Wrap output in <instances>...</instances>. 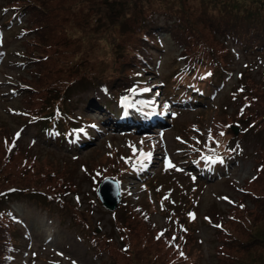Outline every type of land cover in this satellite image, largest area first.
Here are the masks:
<instances>
[{
    "label": "rangeland",
    "instance_id": "374dc122",
    "mask_svg": "<svg viewBox=\"0 0 264 264\" xmlns=\"http://www.w3.org/2000/svg\"><path fill=\"white\" fill-rule=\"evenodd\" d=\"M5 1L0 0V9ZM156 1L10 2L23 3V10L29 3L31 7L13 25H0V195L10 188L34 187L44 194L55 193L68 205L73 200L87 212L78 227L70 218L65 221L70 217L67 209L61 216L55 204L45 207L12 198L11 193L0 205V264H140L146 253L161 258L162 264H217L214 253L222 251L247 261L237 253V245L264 234V199L260 198L264 173L249 183L257 165H264L263 58L257 62L255 56L238 55L227 42L209 33L205 37L209 45H195L180 57L182 49L159 32L161 47L148 50L147 56L154 67L162 63L161 73L174 68L212 73L219 91L213 106L178 114L175 127L170 126L163 136L151 129L147 118L141 119L145 105L152 107L150 98L157 105L165 104L157 88L147 93L135 86L123 91L127 108L112 122L113 129H107L108 117L101 111L88 113L91 106L83 111L73 106L66 109L60 97L47 110L39 108L52 91L64 93L69 104L76 103L69 94L87 67L85 58L96 68L92 74H100L103 66L110 83L121 77V86L128 84L127 72L134 60L112 54L111 42L122 40V26L129 24L134 11L144 14ZM189 2L199 4V0ZM204 3L219 5L217 0ZM231 4L233 10L227 8V13L237 21L262 13L257 0ZM3 17L0 14V23ZM138 74L146 85L158 81L154 74L144 75L140 70ZM74 98L78 101L79 95ZM55 108L76 121L59 118L58 125L41 132L47 135L45 139H39L40 131L34 127L43 120L33 118ZM24 119L31 132L21 130ZM254 119L257 123L250 125ZM215 123L219 126L210 128L205 137L197 132ZM75 126L79 132L72 143ZM11 141L18 145L11 147ZM220 143L229 147L224 149L226 155L237 147L239 157L215 173L220 178L205 182L204 191L198 190L200 185H183L191 178L181 173L186 165L179 163L176 147L192 155L213 145L210 154L219 157ZM107 177L121 191L114 212L107 211L94 195ZM7 209L10 212H4ZM262 251L263 256L260 252L256 259H264Z\"/></svg>",
    "mask_w": 264,
    "mask_h": 264
},
{
    "label": "trees",
    "instance_id": "16d2710c",
    "mask_svg": "<svg viewBox=\"0 0 264 264\" xmlns=\"http://www.w3.org/2000/svg\"><path fill=\"white\" fill-rule=\"evenodd\" d=\"M12 1L17 0H10L9 2L8 0H6V3L1 6L0 14H2V16H6L3 17V20L0 23L1 26L13 25V21H17L18 19L23 17L24 13L28 12V8L31 7L29 3L26 5V9L23 10V3L15 2L14 4H10V2ZM217 1H219V5L213 4L211 7H208L204 3V0H199L198 6L190 3L189 0H157L152 6L149 7V10L144 14L134 11L133 17L129 19V24H123L122 26V33L124 35L122 40L111 42L115 47L113 50H111L112 54L113 52L119 53L121 57L130 56L134 60L133 64L130 66L127 72L129 83L121 86L122 82L119 81L121 77H118V79L117 77H114V82L110 83V74L105 72L103 66L99 68L100 74H92L96 68H91L89 63L86 62L87 58H85L84 64H87V67L81 70L79 78L77 79V83L80 80L81 82L79 83V85L76 83L73 86L69 97H71L74 102H77L82 107L91 106L93 107L92 109H98L100 111L111 110L112 101L110 99L118 102L119 97L117 96L120 93L121 89L131 88L133 86L131 75H135L139 70L146 68L145 62L141 59V55L144 54L142 49H146V45L145 43H143V40H146L147 43L150 42L148 46L151 45L153 47H158L159 45L157 43V40L155 39L156 35L160 31L168 32L167 29L174 32L172 37L175 39V41L180 42L183 45L184 43L187 44L186 52L190 51V49L192 47H195V45H209L207 39L205 38L206 34L209 33L208 35L220 38L221 40L229 43L230 47H235L237 52L244 54V56L253 55L255 57L260 56L261 58H263L264 0H257V7H260L262 13L254 12L252 14V17H248L244 21L234 20V18L227 13V8L233 10V6L231 3H236L237 0ZM261 4L263 5L260 6ZM5 6H11L12 8L8 11H5ZM142 17H145L147 19L143 21L141 20ZM147 32L149 33L147 34ZM136 53L138 54L137 57ZM211 54L215 55V57L217 58L216 53L211 52ZM184 59L186 60L185 57ZM89 61L91 62V59ZM112 73L113 75H115L116 70L114 69ZM76 86H79L80 90H74ZM141 87L146 89L145 85H141ZM241 88L245 89L244 86H241ZM77 94L79 95L78 101L74 98V96ZM207 94L208 91H204V95ZM59 97L62 99L61 103L66 109L70 108V106L73 105L69 104L70 98H67L65 100L64 93L60 96V92L52 91V93L42 101L39 108L45 106L47 110ZM83 109L86 108H81L82 111ZM257 111V109L254 110L253 114H256ZM59 118L65 120L67 119V116H65L60 108H55L54 112L48 113L46 116H44V114H39L33 119L37 121L43 120L42 123L45 124L40 130L42 132L44 129H48L50 127V125L46 123L47 121L58 125ZM68 118L73 121L76 120V118L72 116H68ZM27 123L28 122L26 121V119H24L23 125L25 126L27 125ZM255 123H257V120L254 119L250 125H253ZM241 134L243 133L241 132ZM256 169L257 173L249 183L258 181L262 177V174L264 173V165L259 164L257 165ZM22 189L25 191L23 192L20 189V192L14 191L12 198H18L22 196L21 194H23L28 198L30 202L36 203L38 205L50 207L51 203L55 204V206L59 209V213L61 216H64L63 209H67L66 216L69 215L70 217L66 219L70 218L75 226L80 227V223L83 221L81 217L84 215V211L87 212V208L84 209V211L80 210L79 205L77 203H74V201L70 202L69 205L67 202H64V205L60 206L58 204L59 199L53 192L39 195L33 193L38 190L34 187ZM261 191L264 193V183L262 184ZM16 193H18L17 196H15ZM253 198H255V196H253ZM260 198L264 199V194L261 195ZM8 199L9 197L6 198V200ZM96 200H98V198H96ZM1 201L2 200H0V205H3V202ZM56 207L55 209L57 210ZM259 212L263 213V210L259 209ZM248 221L249 224H251L250 219ZM256 235L257 236L249 241L239 243L236 247L237 253L247 257V261H244L237 256L229 255L228 253H225L223 251L214 253L215 256L213 257V259L217 264H264V259H256L257 255H259L260 252V257L263 256L262 250L264 249V234ZM225 255H227L226 259L223 258V256ZM139 260L140 264H162L161 258L154 255L152 256L149 253L144 254V256L140 257Z\"/></svg>",
    "mask_w": 264,
    "mask_h": 264
},
{
    "label": "water",
    "instance_id": "95a60500",
    "mask_svg": "<svg viewBox=\"0 0 264 264\" xmlns=\"http://www.w3.org/2000/svg\"><path fill=\"white\" fill-rule=\"evenodd\" d=\"M107 182H109V180H105L100 184L97 193L104 206L110 210H113L116 207L119 195L117 191L113 196L109 194L108 187L106 186Z\"/></svg>",
    "mask_w": 264,
    "mask_h": 264
}]
</instances>
